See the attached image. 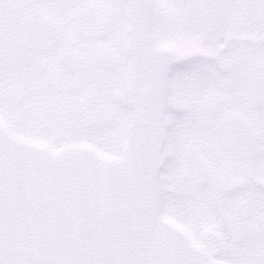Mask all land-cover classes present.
<instances>
[{
  "label": "snow or ice",
  "instance_id": "snow-or-ice-1",
  "mask_svg": "<svg viewBox=\"0 0 264 264\" xmlns=\"http://www.w3.org/2000/svg\"><path fill=\"white\" fill-rule=\"evenodd\" d=\"M0 264H264V0H0Z\"/></svg>",
  "mask_w": 264,
  "mask_h": 264
}]
</instances>
